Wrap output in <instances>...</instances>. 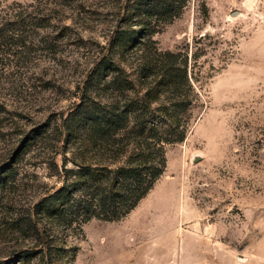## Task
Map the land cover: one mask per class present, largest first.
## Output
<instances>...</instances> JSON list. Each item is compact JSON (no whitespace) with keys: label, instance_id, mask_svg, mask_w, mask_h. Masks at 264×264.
<instances>
[{"label":"rangeland","instance_id":"rangeland-1","mask_svg":"<svg viewBox=\"0 0 264 264\" xmlns=\"http://www.w3.org/2000/svg\"><path fill=\"white\" fill-rule=\"evenodd\" d=\"M43 1L0 0V16L20 2L27 15L50 18L0 79V168L16 172L0 191V262L41 245L7 220L62 184L64 161L73 167V148L60 140L65 121L120 10L115 0ZM153 37L161 50L188 52L190 65L200 48L187 137L167 145L164 173L125 217L67 230L55 242L61 262L210 264L217 246L218 264L254 253L264 264V0H190Z\"/></svg>","mask_w":264,"mask_h":264},{"label":"trees","instance_id":"trees-1","mask_svg":"<svg viewBox=\"0 0 264 264\" xmlns=\"http://www.w3.org/2000/svg\"><path fill=\"white\" fill-rule=\"evenodd\" d=\"M115 1L118 21L108 46L97 52L82 100L69 112L60 139L73 148V167L64 161L62 184L7 220V229L32 231L41 245L0 264H62L67 254L55 242L93 218L125 217L164 173L167 145L187 137L200 48L190 65L188 52L161 50L153 36L181 17L190 0ZM36 3L39 8L44 1ZM26 8L18 2L0 16V79L10 57L25 52L30 31L50 19L37 15L41 9L27 15ZM201 13L209 18L205 2ZM15 173L14 164L0 168L1 192L13 185Z\"/></svg>","mask_w":264,"mask_h":264},{"label":"crops","instance_id":"crops-1","mask_svg":"<svg viewBox=\"0 0 264 264\" xmlns=\"http://www.w3.org/2000/svg\"><path fill=\"white\" fill-rule=\"evenodd\" d=\"M211 251H212V254H211L212 256H210L209 263L210 264H218L219 260H218L217 246L214 249H211ZM258 251H259V249H258ZM259 256H260L259 253L258 254L254 253L252 255L248 254L247 256L240 257V259L242 261H244L245 264H263V262L260 261Z\"/></svg>","mask_w":264,"mask_h":264}]
</instances>
